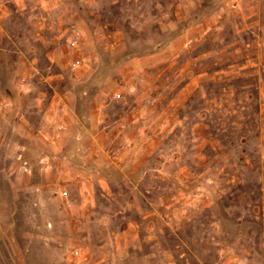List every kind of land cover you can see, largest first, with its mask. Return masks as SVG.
Segmentation results:
<instances>
[{
    "label": "rangeland",
    "instance_id": "rangeland-1",
    "mask_svg": "<svg viewBox=\"0 0 264 264\" xmlns=\"http://www.w3.org/2000/svg\"><path fill=\"white\" fill-rule=\"evenodd\" d=\"M1 1L0 264H264V0Z\"/></svg>",
    "mask_w": 264,
    "mask_h": 264
},
{
    "label": "crops",
    "instance_id": "crops-1",
    "mask_svg": "<svg viewBox=\"0 0 264 264\" xmlns=\"http://www.w3.org/2000/svg\"><path fill=\"white\" fill-rule=\"evenodd\" d=\"M0 4H3V1L0 0ZM105 84H106V81L104 80L103 86H105ZM42 100L43 99L41 98V96H37L35 98V100H34L35 106H36L35 113L40 120L39 128L42 127L43 129H45L47 131L46 126L44 124H46V122L52 118L51 113L54 111V109L57 108L58 103L60 101L64 102L65 100L61 99L59 97L58 98H55V97L50 98L49 99V106H48L47 110L41 109L40 102H42ZM86 100L88 101V96L85 95L84 93L76 95L75 96V106H70L69 111H66L64 109L62 110V114H61L62 125H63L62 127H67V128L72 127L76 131H81L84 133L100 129V126L102 123L101 115L99 112L100 110L98 112H95V111L93 112L96 114V119L92 118L93 116L91 117L90 113L84 114V113L80 112V105L79 104L81 102L82 103L85 102ZM87 101H86V103H87V107H88L89 104ZM39 128L35 129V128L31 127L29 124H25V122L22 121V118H20L17 121V131H19L20 133L21 132H23V133H30V132L44 133ZM37 137L39 138L38 135H37ZM39 140H41V139L39 138ZM47 141H49V140H47Z\"/></svg>",
    "mask_w": 264,
    "mask_h": 264
}]
</instances>
